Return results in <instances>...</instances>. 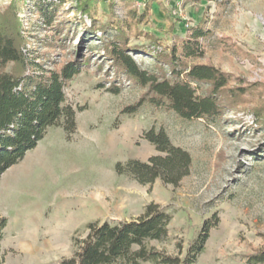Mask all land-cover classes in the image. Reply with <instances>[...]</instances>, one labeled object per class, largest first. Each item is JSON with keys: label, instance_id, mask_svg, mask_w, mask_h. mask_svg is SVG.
Instances as JSON below:
<instances>
[{"label": "rangeland", "instance_id": "374dc122", "mask_svg": "<svg viewBox=\"0 0 264 264\" xmlns=\"http://www.w3.org/2000/svg\"><path fill=\"white\" fill-rule=\"evenodd\" d=\"M85 2L90 15L82 12ZM169 2L153 0L156 10L149 5L138 23L134 15L144 13V1L47 0L48 22L39 0H0V17L7 9L17 14L23 50L46 69L55 67L52 62L61 67L88 61L65 87L77 111V134L68 140L63 129L50 128L1 179L0 216L8 220L0 241L3 264H59L73 254L72 239L86 236L87 224L129 221L151 203L173 216L168 238L150 242L151 248L184 257L204 220L217 215L219 227L197 264H248L249 256L264 250V0ZM182 22L208 31L201 39L204 56L189 63L214 66L231 77L221 120H185L148 103L134 114L125 112L146 90L117 80L104 42L122 27L129 48L168 51L188 36L189 27L179 30ZM130 55L142 69L154 68L151 56ZM114 82L119 94L109 91ZM194 87L199 95L206 88ZM153 127L165 129L191 155L190 175L177 188L161 181L144 186L116 173L118 163L157 155L143 138ZM48 243L53 249L46 251Z\"/></svg>", "mask_w": 264, "mask_h": 264}, {"label": "trees", "instance_id": "16d2710c", "mask_svg": "<svg viewBox=\"0 0 264 264\" xmlns=\"http://www.w3.org/2000/svg\"><path fill=\"white\" fill-rule=\"evenodd\" d=\"M150 2L153 0L147 1L143 14L134 15L138 23L146 19ZM39 3L43 4L40 11L50 22L52 15L44 5L47 0H39ZM81 9L84 14H91L89 3L85 2ZM11 11L7 9L0 17V182L10 168L36 149L50 128L63 129L68 140L77 134V111L68 103L65 87L88 63L87 60L70 61L58 67L52 62L55 67L46 69L37 57H30L23 50L21 25L17 14ZM118 30L117 36L104 42L105 56L119 82L125 78L146 90L137 106L125 112L134 114L148 103L172 110L185 120H221L227 108L223 95L231 77L214 66L189 63L204 56L201 39L208 36V31L202 25L189 27L188 36L179 47L175 44L162 52L129 48L126 31L122 27ZM153 39L158 43L157 38ZM131 52L151 56L155 61L154 68L142 69ZM194 85H205L206 88L199 95ZM109 91L119 94L121 87L114 82ZM143 138L155 147L157 155L145 162L118 163L116 173L144 186L161 181L177 188L190 175L191 155L174 145L163 128L153 127L144 132ZM172 221L170 213L151 203L141 216L129 221L91 222L85 227L84 238L72 239L73 254L61 259L59 264H197L211 232L219 227V217L214 215L204 220L184 257L171 256L148 246L150 242L168 238ZM7 226L8 220L0 216V241L4 239ZM247 262L264 264V250L249 256Z\"/></svg>", "mask_w": 264, "mask_h": 264}, {"label": "crops", "instance_id": "0c3cea01", "mask_svg": "<svg viewBox=\"0 0 264 264\" xmlns=\"http://www.w3.org/2000/svg\"><path fill=\"white\" fill-rule=\"evenodd\" d=\"M139 1H141V2L144 1V2L147 3V1H149V0H139ZM174 2H175V0H170L169 4L171 3L172 6H174L173 5ZM149 4H150L151 10L152 9L156 10V4L155 3L150 2ZM190 25H193V24H190ZM186 29H187V27H186V23L185 22H182V23L179 24V30L181 31V33H185ZM176 33L178 34V26H177V29H176ZM4 176H5V174H4ZM48 249H51V250L53 249V246L51 245V243H48V244L45 245V250L48 251Z\"/></svg>", "mask_w": 264, "mask_h": 264}, {"label": "built area", "instance_id": "2783aa9c", "mask_svg": "<svg viewBox=\"0 0 264 264\" xmlns=\"http://www.w3.org/2000/svg\"><path fill=\"white\" fill-rule=\"evenodd\" d=\"M186 27L188 28L189 27V24H186Z\"/></svg>", "mask_w": 264, "mask_h": 264}]
</instances>
